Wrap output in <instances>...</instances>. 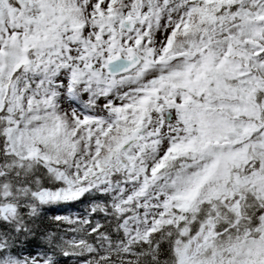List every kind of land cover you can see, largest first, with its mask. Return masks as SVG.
Here are the masks:
<instances>
[{
    "label": "snow or ice",
    "instance_id": "1",
    "mask_svg": "<svg viewBox=\"0 0 264 264\" xmlns=\"http://www.w3.org/2000/svg\"><path fill=\"white\" fill-rule=\"evenodd\" d=\"M0 264H264V0H0Z\"/></svg>",
    "mask_w": 264,
    "mask_h": 264
}]
</instances>
